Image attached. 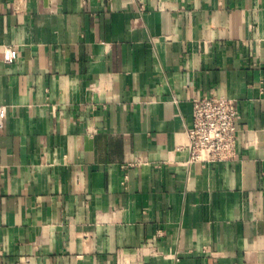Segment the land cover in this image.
Instances as JSON below:
<instances>
[{
    "label": "crops",
    "instance_id": "0c3cea01",
    "mask_svg": "<svg viewBox=\"0 0 264 264\" xmlns=\"http://www.w3.org/2000/svg\"><path fill=\"white\" fill-rule=\"evenodd\" d=\"M0 107V264H264V0H0Z\"/></svg>",
    "mask_w": 264,
    "mask_h": 264
},
{
    "label": "built area",
    "instance_id": "2783aa9c",
    "mask_svg": "<svg viewBox=\"0 0 264 264\" xmlns=\"http://www.w3.org/2000/svg\"><path fill=\"white\" fill-rule=\"evenodd\" d=\"M6 61L16 59L13 48L6 49ZM192 121L185 146L190 163L232 161L237 157L238 107L234 98L210 95L191 99ZM4 109L0 107V121ZM1 124V122H0Z\"/></svg>",
    "mask_w": 264,
    "mask_h": 264
}]
</instances>
